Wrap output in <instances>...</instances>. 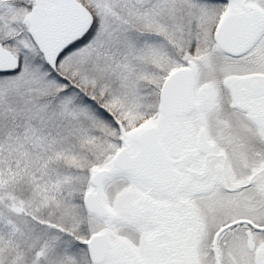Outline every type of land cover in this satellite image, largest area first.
Segmentation results:
<instances>
[{
  "label": "snow or ice",
  "instance_id": "snow-or-ice-1",
  "mask_svg": "<svg viewBox=\"0 0 264 264\" xmlns=\"http://www.w3.org/2000/svg\"><path fill=\"white\" fill-rule=\"evenodd\" d=\"M0 264H264V0H0Z\"/></svg>",
  "mask_w": 264,
  "mask_h": 264
}]
</instances>
